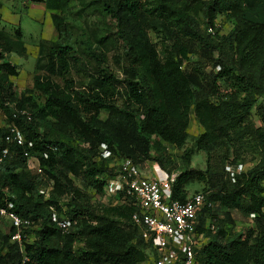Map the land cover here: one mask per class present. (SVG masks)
<instances>
[{"label":"trees","instance_id":"1","mask_svg":"<svg viewBox=\"0 0 264 264\" xmlns=\"http://www.w3.org/2000/svg\"><path fill=\"white\" fill-rule=\"evenodd\" d=\"M27 1L51 12L54 39L37 41L36 74L16 96L10 79L17 70L7 56L22 57L26 50L19 26L9 34L0 27V151L8 148L0 162V208L29 222L21 249L10 242L12 228L0 232V264H152L148 244L130 222L132 209L114 200L100 216L92 215L88 199L68 176L79 177L81 185L101 196L103 175L110 174L91 159L101 145L108 159L117 156L135 166L153 161L164 170L165 161L153 157L151 148H181L189 115L202 132L180 156L185 168L171 193L182 202L185 186H204L193 193L204 201L196 223L204 241L195 250V263L264 264V105H256L264 96V0H208L202 4L201 23L177 0ZM74 4L92 7L113 26L111 35L83 44L80 54L94 67L85 82L74 81L71 74V67L80 64L66 25ZM217 15L233 22L224 36L214 26ZM148 31L159 35L157 43L149 41ZM108 43L123 46L117 56L122 64L115 61L121 78L94 49ZM252 109L258 126L250 119ZM19 111H26L29 121ZM7 124L20 131V146L3 142ZM74 141L88 144V150L75 149ZM239 148L260 157L251 168L229 176L225 166L239 161ZM199 151L205 156L204 170L189 169V158ZM23 152L37 159L41 177L26 170ZM42 179H51L53 192L68 197L65 218L54 201H41L37 188ZM50 205L58 220L75 222L72 231L56 227ZM230 211L251 216L252 228L243 235L227 233ZM82 235L86 250L74 251Z\"/></svg>","mask_w":264,"mask_h":264},{"label":"rangeland","instance_id":"2","mask_svg":"<svg viewBox=\"0 0 264 264\" xmlns=\"http://www.w3.org/2000/svg\"><path fill=\"white\" fill-rule=\"evenodd\" d=\"M25 0H0V27H2L8 34L11 33V28H14L11 22V14L15 13L17 19H19L18 26L22 33V43L26 50V53L22 57H17L13 54L7 56V59L10 64L14 65L17 70V76L15 78H11L10 81L13 86V91L16 96L22 93L25 89L30 87L31 78L34 74H36L33 70V62L36 58V44L37 41L42 40H53L54 33L49 38L51 31V24L47 21L46 18H43L42 21H35L30 17H34L37 15L35 10L31 12H25L22 3ZM88 1L85 0V4L87 5ZM149 4H152V0H146ZM208 0H177V4L180 6H184L189 14L195 18L196 21L201 23V8L202 4ZM82 7V11L80 8ZM84 7V8H83ZM15 17V18H16ZM16 19V20H17ZM66 25L68 28V32L70 37L72 38V43L74 44L77 52L80 54L83 44L87 42L90 44L92 38L95 37H103L109 36L110 33H113V26L108 25V21H103L102 18L98 15V12L94 10L90 6H84L81 4H74L69 9ZM233 22L232 20L225 19L222 15H217L214 20V26L217 30L219 36L226 35L232 28ZM202 29L200 24L199 26ZM148 39L151 43H157L159 39V35L153 33L152 31H148L147 33ZM111 37V36H110ZM49 38V39H48ZM111 39V38H110ZM93 47V46H92ZM122 44H116V47L113 46V43L106 44L104 49L95 48L96 51H100L106 58L107 67L121 78V72L118 69L115 61L117 60L122 64V61L117 59V56H120L122 53ZM80 64L71 67V74L76 82H85L89 74H91L94 70L93 63L89 62L88 59L80 54L79 55ZM264 73V72H263ZM263 80L261 81V86L264 90V74H262ZM116 105L121 104V99L115 101ZM264 105V96L258 97L256 101V105L259 104ZM100 119H104V114L100 113ZM250 119L254 126H258V119L255 115V110L252 109L250 112ZM3 124V117L0 114V127ZM202 132V129L197 126L193 117L189 115L188 117V127L186 129L187 139L184 145L181 148H172L168 145H161L160 148H156L152 146L151 154L153 157L158 156L159 158L165 161V169L162 170L156 162L153 161H145L141 164L137 165L140 173L144 176H148L151 174H159V171L167 174V175H177L185 168V165L182 163L180 156L183 154L185 150L191 149L193 145V139ZM72 147L77 150L87 151L89 146L88 144L82 142H71ZM104 147V146H103ZM97 150V149H96ZM239 161L233 165H226L227 174L230 176L234 173H239L242 171H246L251 168L259 159V155L257 153L250 152L249 150H243V148H239ZM110 157L109 152L103 151L100 149V152L95 151L94 155L91 156L92 161L97 163L101 168L107 170L109 172L108 175H103L106 180L111 179L115 175V170L117 165L121 159L117 158V156ZM108 159V160H105ZM205 156L202 152H194L193 155L189 158L188 168L193 170H204L205 167ZM41 170V169H40ZM169 170V173L167 172ZM30 173V172H29ZM114 173V174H113ZM72 181L73 186L78 189L85 197L88 199L89 210L92 212L94 216H100V210L102 207L111 206L115 202L114 200H106L99 195L94 194L90 189L85 188L80 184L79 177H73L71 175L68 176ZM44 180V179H43ZM204 186L198 182H192L191 184L184 187L185 195L189 196L193 193L201 192ZM38 190L43 191V195H40L41 201H54L55 206L60 209L59 214L55 210V206L50 205L49 211L58 214L60 217L65 218L64 212L67 210L65 204L68 201V197L65 194H60L57 192H53L52 188V180L45 179L43 183H41ZM221 212H223L221 210ZM230 217L232 219L231 225H226L227 233L231 234H241L243 235L247 230L252 228L251 224V216H243L236 211H230ZM90 225H97V221L87 222ZM8 225L5 220L0 225V232L5 234L7 231ZM33 231L36 229V225L32 226ZM31 240L34 239V234H31ZM86 241L87 238L82 235L79 238V241L74 243L73 250L80 251L86 250Z\"/></svg>","mask_w":264,"mask_h":264},{"label":"built area","instance_id":"3","mask_svg":"<svg viewBox=\"0 0 264 264\" xmlns=\"http://www.w3.org/2000/svg\"><path fill=\"white\" fill-rule=\"evenodd\" d=\"M17 114L29 121L26 111H19ZM3 128L7 130L3 137L6 146L22 144L21 133L13 124L4 125ZM7 149L4 147L0 151V162L7 155ZM100 149L105 151L102 145ZM22 157L26 170L41 177L37 159L25 152ZM115 172L103 185L101 197L125 203L132 209L130 222L137 228L140 238L148 244L152 264H196L195 250L204 241L202 235L196 232L198 212L204 205L203 196L191 194L182 202L173 199L171 184L175 175L159 171L158 175L144 176L128 159L120 160ZM43 182L42 179L41 183ZM37 193L43 195L42 190ZM7 208L10 206L7 205ZM50 216L62 232L72 231L74 221L62 218L58 220L54 213ZM0 217L14 230L10 234V242L18 244L21 249V239L26 240L23 232L29 225L28 220L1 208Z\"/></svg>","mask_w":264,"mask_h":264},{"label":"crops","instance_id":"4","mask_svg":"<svg viewBox=\"0 0 264 264\" xmlns=\"http://www.w3.org/2000/svg\"><path fill=\"white\" fill-rule=\"evenodd\" d=\"M22 6L24 7L25 12H29V11L31 12L32 10H35L37 12V15L35 16V18L34 17H30L31 19L39 22V21H42L43 18H46L47 21L50 22L49 16H50L51 12L47 11L42 4H40V3H33V2H29V1L25 0L22 3ZM10 14H11V16H10L11 17V22L10 23H12L13 25H15V27L18 26L19 19H17L15 13H10ZM51 31L52 32H50L49 38H50V36L53 33L52 26H51Z\"/></svg>","mask_w":264,"mask_h":264}]
</instances>
